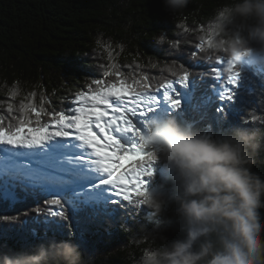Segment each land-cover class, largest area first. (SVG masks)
Returning a JSON list of instances; mask_svg holds the SVG:
<instances>
[{
  "label": "trees",
  "instance_id": "obj_1",
  "mask_svg": "<svg viewBox=\"0 0 264 264\" xmlns=\"http://www.w3.org/2000/svg\"><path fill=\"white\" fill-rule=\"evenodd\" d=\"M225 2L190 0L181 13L175 14L165 8L163 0H0V114L8 119L7 107L11 103L13 115H19L15 109L28 100L37 107L43 103L48 111L67 109L65 106L71 105L76 93L86 89L92 79L101 77L99 66L108 63L107 53L97 45V38L102 44H111L113 60L117 65L132 66L124 68L125 72L148 73L156 77L154 83L164 77L172 78L167 72V64L177 61L178 68L179 63H183L192 71V78L200 81L201 87L195 94L198 102L211 83L209 78L201 79L198 74L206 71L209 63L191 59L193 50L187 48L188 37L192 35L193 41L196 36L199 39L201 25H210L216 10ZM181 24L189 31L184 32L178 27ZM161 32L169 40L179 39L180 48L173 50L168 44H155L154 37ZM259 47L253 45L257 50ZM254 53L259 54L257 51ZM153 65L156 67L153 68ZM251 73L243 72L247 78L245 86L264 87V67L256 75ZM14 87L18 89V95L12 98L9 90ZM177 90L181 96L184 92L188 95L191 85L189 89L178 87ZM32 93L35 95L32 96ZM243 100L245 107L233 108L227 119L217 118L215 104L204 113L194 111L188 101L184 102L180 113L171 116H175L181 125H190L191 130L206 132L213 137L221 130L232 127L264 126V94L254 92L245 95ZM166 116H169L168 112L164 113ZM252 116L261 119L252 121ZM244 119L249 123H244ZM256 159L252 171L264 176V149ZM156 163L158 175L153 179L154 187L164 192L175 191L173 173L162 161ZM163 166L166 176L159 174ZM43 200L44 197H27L13 203L0 197V216L18 217L13 222L0 221V234L7 230V245L14 248V252L29 251L37 244L50 240L28 234L36 215L33 209L37 205L46 207ZM124 203L126 207L116 206L111 216L93 224L83 241L79 232L76 234L75 222L71 234L63 223L58 224L56 239H71L85 254L94 255L95 264H136L141 249L146 246L136 243L141 235L161 231L169 243L182 238L183 234L177 230L175 205H169L162 214L154 216L144 206L137 214L134 206ZM23 220L22 227L20 222ZM122 222L129 225L131 231H123L120 227ZM110 223L115 227H110ZM36 227L38 235L42 236V228ZM25 240L32 246L22 247ZM5 252L14 253L0 251Z\"/></svg>",
  "mask_w": 264,
  "mask_h": 264
},
{
  "label": "snow or ice",
  "instance_id": "obj_2",
  "mask_svg": "<svg viewBox=\"0 0 264 264\" xmlns=\"http://www.w3.org/2000/svg\"><path fill=\"white\" fill-rule=\"evenodd\" d=\"M178 27L189 31L182 24ZM212 29V25H201V35L190 54L192 60L209 62L207 70L198 75L211 83L198 102L195 94L200 81L192 78V71L183 63L178 68L177 61L167 64L172 78L154 83L156 77L148 73L125 72L124 68L132 66L117 65L111 44L98 42L107 53L108 63L99 66L100 78L92 79L86 89L75 94L71 107L48 111L43 103L37 107L28 100L15 109L19 115H13V105L8 104L9 118L0 114V197L13 203L44 197L46 207L33 209L36 215L29 235L56 239L58 224L63 223L71 234L75 222L76 234L79 232L83 241L91 226L111 216L116 206L142 203L140 197L147 190L146 178L153 175L156 156L137 125L145 128L150 115L162 104H167L169 116L180 113L184 100L178 87L189 89L191 85L186 99L194 111L206 113L215 104L218 119H227L235 107L244 108L245 95L264 94V87L244 85L241 64L222 54H206ZM171 41L180 48L179 39ZM9 95L14 98L18 89H10ZM259 119L252 116V121ZM244 123L249 121L244 119ZM17 220V216H0V221ZM25 220L20 222L22 227ZM36 226L42 228V236ZM7 239L5 230L0 234V251L14 252ZM31 246L28 240L22 245Z\"/></svg>",
  "mask_w": 264,
  "mask_h": 264
},
{
  "label": "clouds",
  "instance_id": "obj_3",
  "mask_svg": "<svg viewBox=\"0 0 264 264\" xmlns=\"http://www.w3.org/2000/svg\"><path fill=\"white\" fill-rule=\"evenodd\" d=\"M163 3L179 14L190 0ZM210 25L206 54L264 65V0H226ZM154 43L178 50L163 32ZM144 136L155 161L173 173L176 188H149L134 207L137 214L144 206L158 216L175 205L183 235L170 243L161 231L141 235L136 243L146 246L136 264H264V176L252 171L264 149V126L232 127L213 137L181 125L175 116H152ZM120 227L131 231L126 223ZM0 264H95V258L71 239H50L29 251L0 253Z\"/></svg>",
  "mask_w": 264,
  "mask_h": 264
},
{
  "label": "rangeland",
  "instance_id": "obj_4",
  "mask_svg": "<svg viewBox=\"0 0 264 264\" xmlns=\"http://www.w3.org/2000/svg\"><path fill=\"white\" fill-rule=\"evenodd\" d=\"M193 32V30L191 31ZM190 32V34H191ZM192 35H190L188 37L189 41H188V46L187 48L190 50H194V44L197 42V36L195 37L196 39L193 41V36L191 37ZM254 55H259V54H256V53H253ZM207 62V61H206ZM209 63V62H208ZM241 65L243 67V72L244 71H249V72H252L251 75H256L258 71L262 70V68L264 67V65H259V64H254V63H250L249 60L247 58H245L244 60H242L241 62ZM244 78H245V75L243 74ZM247 78L244 79L243 83L246 81ZM245 85V84H244ZM186 93L187 92H184V95L181 96V98L185 101H188L186 99ZM72 105L70 106H65L66 108H69L71 107ZM165 112H169V108L167 106V104H162L160 109L156 112H153L150 117L152 116H156V117H164V113ZM138 127H140L141 131L143 133H145V128L143 127L142 124H138L137 125ZM131 134H129L130 136ZM127 163V162H126ZM158 167V164L156 162H154L152 164V170H153V175L151 177H147L146 180H147V183H146V189H149V188H155V184H154V181L153 179L158 175V172H157V168ZM159 174L162 175V176H166V170H165V166H163L160 170H159Z\"/></svg>",
  "mask_w": 264,
  "mask_h": 264
}]
</instances>
